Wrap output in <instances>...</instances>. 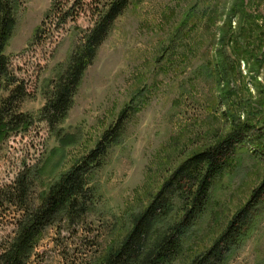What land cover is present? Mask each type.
Segmentation results:
<instances>
[{"label":"rangeland","instance_id":"obj_1","mask_svg":"<svg viewBox=\"0 0 264 264\" xmlns=\"http://www.w3.org/2000/svg\"><path fill=\"white\" fill-rule=\"evenodd\" d=\"M110 2L20 0L16 12L5 50L16 82L9 76L0 83V105L22 82L28 93L18 111L34 122L0 139V252L23 216L6 196L21 172L33 169L27 206L36 207L40 193L92 151L128 108L119 141L89 178L88 212L47 227L28 264L101 263L187 157L247 121L249 136L236 144L172 264L207 252L264 182V155L250 142L264 133V0H128L85 70L59 134L37 119L51 80ZM54 4L61 14L48 18ZM67 10L73 17L62 23ZM182 202L174 200L166 228L181 219ZM256 206L245 238L219 264H264V198Z\"/></svg>","mask_w":264,"mask_h":264},{"label":"trees","instance_id":"obj_2","mask_svg":"<svg viewBox=\"0 0 264 264\" xmlns=\"http://www.w3.org/2000/svg\"><path fill=\"white\" fill-rule=\"evenodd\" d=\"M127 4L128 0H111L100 12L94 26L83 36L81 44L70 54L59 77L55 81L51 80V85L48 86L50 92L46 103L39 110L37 119L47 121L51 131L54 130L57 135L59 134L57 127L65 120L74 105V98L85 70L95 60L99 47ZM19 5L20 0H0V83L11 76L5 50L15 30ZM58 14L61 12L54 4L47 17ZM62 16L60 22L65 23L73 14L67 10ZM41 29L37 27L33 39L38 36ZM222 67L224 69V65ZM12 78L13 76L8 80ZM12 81L16 82L14 78ZM10 90L9 96L0 105V139L10 130L28 127L34 122L29 114L18 111L19 101L28 93L24 84L21 82V85L17 84ZM127 110L128 108L120 113L114 126L103 133V138L92 151L75 161L48 190L40 193L41 201L36 207L27 206L32 182L36 178L33 169L25 168L21 172L6 196L10 202L23 209L21 211L23 216L17 223V231L9 241V247L0 252V264H28L47 227L65 218L71 220L82 217L88 212L92 198L89 196L91 191L89 178L100 168L102 158L107 155L110 146L119 141ZM250 128V122H244L222 141L210 144L207 148L187 157L169 175L161 189L148 203L146 210L134 220V226L120 247L109 252L99 264H172L181 250V237L193 225L195 219L207 210L211 186L229 164L230 158L237 150L236 144L247 139ZM250 142L264 155V133ZM178 198L184 203L183 214L178 222L166 228L162 223L174 200ZM263 198L264 182L254 190L251 199L233 216L211 248L196 256L189 264H219L224 261L228 253L245 238L256 205Z\"/></svg>","mask_w":264,"mask_h":264}]
</instances>
